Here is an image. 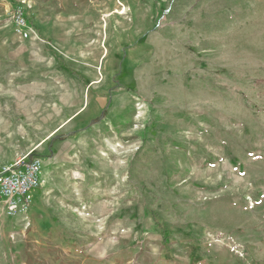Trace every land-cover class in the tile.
Masks as SVG:
<instances>
[{"label": "rangeland", "instance_id": "1", "mask_svg": "<svg viewBox=\"0 0 264 264\" xmlns=\"http://www.w3.org/2000/svg\"><path fill=\"white\" fill-rule=\"evenodd\" d=\"M28 155L0 264H264V0H0V167Z\"/></svg>", "mask_w": 264, "mask_h": 264}, {"label": "built area", "instance_id": "2", "mask_svg": "<svg viewBox=\"0 0 264 264\" xmlns=\"http://www.w3.org/2000/svg\"><path fill=\"white\" fill-rule=\"evenodd\" d=\"M12 22L23 29L28 18L25 12L17 10ZM43 164L39 157L28 155L0 167V205L7 216L23 215L31 209L33 193L41 185Z\"/></svg>", "mask_w": 264, "mask_h": 264}, {"label": "trees", "instance_id": "3", "mask_svg": "<svg viewBox=\"0 0 264 264\" xmlns=\"http://www.w3.org/2000/svg\"><path fill=\"white\" fill-rule=\"evenodd\" d=\"M73 76L77 77V75L74 73Z\"/></svg>", "mask_w": 264, "mask_h": 264}, {"label": "crops", "instance_id": "4", "mask_svg": "<svg viewBox=\"0 0 264 264\" xmlns=\"http://www.w3.org/2000/svg\"><path fill=\"white\" fill-rule=\"evenodd\" d=\"M0 208H1V205H0Z\"/></svg>", "mask_w": 264, "mask_h": 264}]
</instances>
